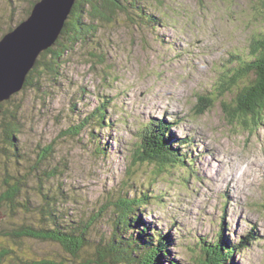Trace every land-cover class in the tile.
<instances>
[{"label": "rangeland", "instance_id": "obj_1", "mask_svg": "<svg viewBox=\"0 0 264 264\" xmlns=\"http://www.w3.org/2000/svg\"><path fill=\"white\" fill-rule=\"evenodd\" d=\"M38 1L0 0V39L26 20ZM140 2L145 12L128 6L129 14L97 20L95 37L71 47L57 80L36 78L38 86L17 93L4 109L0 120L19 119L21 156L0 140V196L6 181L19 179L20 202L31 198L36 206L43 201L40 184L45 194L63 183L58 208L67 217L86 221L107 206L92 230L100 243L111 236L116 201L149 191L150 204L139 214L153 229L172 235V253L182 264H197L198 240L214 239L223 218L232 242L251 230L258 233L257 241L236 255V264H264V123L255 128L229 122L222 103L230 102L236 89L220 93L237 59H251L253 41L264 35V0ZM141 13L154 18L147 23ZM198 96L213 99L203 114ZM102 104L111 127L97 131L91 123L76 138L65 134ZM158 120L171 126L173 137L190 143L173 141L193 162L190 171L132 165L144 128ZM4 130L0 126V139ZM48 146L53 156L39 162ZM55 165L62 174L45 182ZM36 219L32 212L13 214L0 207V230ZM11 244L0 237V246ZM13 249L23 261L81 264L51 242L25 239Z\"/></svg>", "mask_w": 264, "mask_h": 264}, {"label": "trees", "instance_id": "obj_2", "mask_svg": "<svg viewBox=\"0 0 264 264\" xmlns=\"http://www.w3.org/2000/svg\"><path fill=\"white\" fill-rule=\"evenodd\" d=\"M140 3V0H77L59 39L50 49L41 54L29 73L23 90L38 86L43 78L57 80L64 56L72 52L71 47L74 49L76 45L84 46L89 38L95 37L99 29L96 25L97 20L114 18L118 13L129 14L128 6L131 10L136 8L141 12L143 9L139 6ZM34 4L35 2L31 5L26 17L32 12ZM141 14H143L141 19L147 23L154 18L153 15ZM11 29L12 27L8 31ZM248 55L251 59L239 57L233 72L226 76V80L224 79L225 85L220 89L222 90L220 93L226 89L232 91V88H235L236 92H233L234 97L230 102L222 103V110L232 124L251 125L258 128L264 123V35L261 34L253 41ZM36 78H40L39 82H35ZM14 97L0 105L1 117ZM198 99L197 108L199 113L203 114L208 106L213 104V99L205 96H198ZM2 119L0 126L5 127V130L0 140L8 143L11 151L21 156L17 138L20 133L19 119L14 115L11 120H5V117ZM91 123H94V129L97 131L111 127L107 106L102 104L96 107L83 123L73 126L65 134L76 138L84 129L89 128ZM94 139L99 146L100 139L97 137ZM174 140L171 126L168 127L165 121L147 125L141 135V143L136 152L137 158L132 157V165L155 163L164 170L190 171L193 162L174 147ZM179 142L189 143L187 139ZM53 149L52 146H48L42 154H38V161L44 162L51 158ZM60 174H62L61 168L55 165L52 171L46 173L42 179L45 178V182H48L51 179L55 180ZM14 181L15 183L6 181L7 189L0 196V207H7L13 214L20 209L32 212L37 214L38 221L36 219L31 223H18L19 226L10 231L0 230V237L12 243L11 247L0 246V264H63L50 259L23 261L22 257L17 255L16 249H13V245L14 247H17V243L21 245L25 239L57 244L72 260H79L81 264H182V261L175 259L172 253L174 241L172 235L153 229L150 223L143 220V214H139L150 204L149 191H141L138 198H120L116 201L117 215L113 220L111 236L105 237L99 243L92 238V230L99 223L103 213L107 212V206L86 221H75L58 208L64 199L63 183L59 184L57 192L49 190L45 194L40 191L43 189V185L40 184L38 190L43 201L34 206L31 198L26 203L20 202L24 198L23 182L19 179ZM226 232L227 224L223 219L214 239L198 240L199 255L197 253L195 257L197 264H236V255L250 247L258 238L256 230H251L238 242H232L226 236Z\"/></svg>", "mask_w": 264, "mask_h": 264}, {"label": "water", "instance_id": "obj_3", "mask_svg": "<svg viewBox=\"0 0 264 264\" xmlns=\"http://www.w3.org/2000/svg\"><path fill=\"white\" fill-rule=\"evenodd\" d=\"M77 0H40L0 39V105L21 92L42 53L59 39ZM2 110L0 108V115Z\"/></svg>", "mask_w": 264, "mask_h": 264}, {"label": "bare ground", "instance_id": "obj_4", "mask_svg": "<svg viewBox=\"0 0 264 264\" xmlns=\"http://www.w3.org/2000/svg\"><path fill=\"white\" fill-rule=\"evenodd\" d=\"M175 138V140H178V141H182V140H184V139H178L177 137H174ZM231 172H228V175L227 176H231V174H230ZM230 180H232V176L230 177V178H227V182L229 183V181ZM227 189H229V188H227ZM224 219V218H223ZM257 241V240H256Z\"/></svg>", "mask_w": 264, "mask_h": 264}]
</instances>
